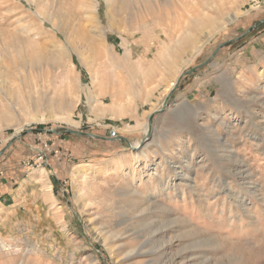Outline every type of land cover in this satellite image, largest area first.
Wrapping results in <instances>:
<instances>
[{"label":"rangeland","instance_id":"1","mask_svg":"<svg viewBox=\"0 0 264 264\" xmlns=\"http://www.w3.org/2000/svg\"><path fill=\"white\" fill-rule=\"evenodd\" d=\"M150 4L0 0V264H264V0Z\"/></svg>","mask_w":264,"mask_h":264},{"label":"bare ground","instance_id":"2","mask_svg":"<svg viewBox=\"0 0 264 264\" xmlns=\"http://www.w3.org/2000/svg\"><path fill=\"white\" fill-rule=\"evenodd\" d=\"M117 1L121 5V8L127 12L128 9L130 8V4H132V1H134V0H117ZM145 2H146V7L149 10L148 12L152 16H155L158 19L164 20L167 17V15H169V13L163 9L161 12H155L153 10L151 4H150L151 0H145ZM215 11L217 12L216 14L221 15V9L220 8H218V10L216 9ZM193 15L194 16H192L193 18L191 19V21L189 23V27H188V30H190L189 34H188V32L184 33L181 37L179 45L176 47L177 53H179L180 56L187 54V56H189L188 58L190 60H192L200 52V50L205 45L206 41H208V39L216 32L214 29H216V25H217L216 20L213 17L198 14V13L193 14ZM205 30H211V33L209 35L207 34L205 37H202L201 35L204 33ZM80 32L81 33L83 32V34H84L83 28H81ZM166 64L170 68H172L174 62L170 63L167 61ZM170 89L171 88H169L167 90V92H169ZM109 112L112 113L113 115L119 114V112L116 111V108H112V107H111ZM136 147L139 148V146H135V147H133V149H136ZM149 208H150V210H155V209H158V206H156L154 204V205H150Z\"/></svg>","mask_w":264,"mask_h":264},{"label":"crops","instance_id":"3","mask_svg":"<svg viewBox=\"0 0 264 264\" xmlns=\"http://www.w3.org/2000/svg\"><path fill=\"white\" fill-rule=\"evenodd\" d=\"M93 105V103H92ZM94 108V107H93ZM98 110H99V107H98ZM118 112V111H117ZM87 117V116H86ZM89 120H91L92 122H99V113H97L95 116H93V118H87V123H90ZM48 175V173H46ZM28 188V185H24L23 188L21 189L20 193H6V199L7 200H4L6 201V203H12V204H18V203H22L25 198H24V192L27 190ZM3 208H6L5 204L3 205Z\"/></svg>","mask_w":264,"mask_h":264},{"label":"water","instance_id":"4","mask_svg":"<svg viewBox=\"0 0 264 264\" xmlns=\"http://www.w3.org/2000/svg\"><path fill=\"white\" fill-rule=\"evenodd\" d=\"M188 73H189V72H188ZM172 92H173V91H171L170 94L168 95V98H167V100H166V103H167L169 97L171 96ZM66 131H67L68 133H71V134H77V135H81V136H91V137H93V135H88V134H85V133H83V132H78V131L71 130V129H67ZM15 140H16V138H13V139L11 140L10 145H11ZM6 150H7V148L4 149V150L0 153V156L3 155L4 152H5Z\"/></svg>","mask_w":264,"mask_h":264},{"label":"built area","instance_id":"5","mask_svg":"<svg viewBox=\"0 0 264 264\" xmlns=\"http://www.w3.org/2000/svg\"><path fill=\"white\" fill-rule=\"evenodd\" d=\"M111 136H112V138H115V137L117 136V131H115V130L112 131V132H111Z\"/></svg>","mask_w":264,"mask_h":264}]
</instances>
